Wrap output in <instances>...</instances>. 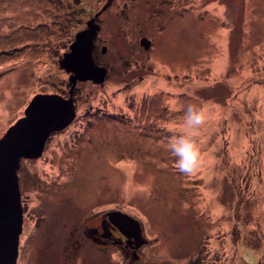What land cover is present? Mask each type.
Masks as SVG:
<instances>
[{"label":"rangeland","instance_id":"1","mask_svg":"<svg viewBox=\"0 0 264 264\" xmlns=\"http://www.w3.org/2000/svg\"><path fill=\"white\" fill-rule=\"evenodd\" d=\"M96 15L107 72L74 84L61 60ZM39 94L76 115L21 159L17 264H264V0H0V140ZM189 103L209 119L185 174L167 144ZM112 210L139 257L85 238Z\"/></svg>","mask_w":264,"mask_h":264},{"label":"water","instance_id":"2","mask_svg":"<svg viewBox=\"0 0 264 264\" xmlns=\"http://www.w3.org/2000/svg\"><path fill=\"white\" fill-rule=\"evenodd\" d=\"M96 17L88 22V29L77 34L71 45L72 51L61 60L62 67L75 72L71 76L74 84L77 79L103 81L107 72L106 67L98 66L92 57L94 40L100 28L95 23ZM141 43L146 48L150 47L146 38ZM25 113L26 116L11 126L0 140V264H17L19 256L23 208L17 171L21 159L42 155L52 131L69 125L76 110L72 98L39 94L31 101ZM109 216L130 238L136 239V247L145 242L137 219L121 211H112Z\"/></svg>","mask_w":264,"mask_h":264},{"label":"clouds","instance_id":"3","mask_svg":"<svg viewBox=\"0 0 264 264\" xmlns=\"http://www.w3.org/2000/svg\"><path fill=\"white\" fill-rule=\"evenodd\" d=\"M209 119L203 104L189 103L183 112L181 133L173 136L167 144L175 159L176 168L185 174L194 172L202 164L200 145L195 137Z\"/></svg>","mask_w":264,"mask_h":264},{"label":"flooded vegetation","instance_id":"4","mask_svg":"<svg viewBox=\"0 0 264 264\" xmlns=\"http://www.w3.org/2000/svg\"><path fill=\"white\" fill-rule=\"evenodd\" d=\"M98 25L101 28V24L98 23ZM109 212L111 211L105 212L101 216L99 224L85 228V238L92 244L99 246L108 244L119 245L125 257H129L130 255H138L136 257H139V251L145 245L146 239L141 246L136 247V239L134 237L130 238L123 229L116 225L109 216ZM79 242L80 240L77 241V243Z\"/></svg>","mask_w":264,"mask_h":264}]
</instances>
